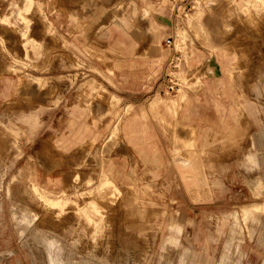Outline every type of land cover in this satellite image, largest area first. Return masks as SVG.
I'll return each instance as SVG.
<instances>
[{
	"label": "rangeland",
	"instance_id": "obj_1",
	"mask_svg": "<svg viewBox=\"0 0 264 264\" xmlns=\"http://www.w3.org/2000/svg\"><path fill=\"white\" fill-rule=\"evenodd\" d=\"M121 1L0 0V264H48L44 240L50 238L58 245L55 255L63 264H155L151 259L155 246L153 229L125 228L126 224L138 223L136 219L143 216L133 210L102 170L103 163L109 159L120 172L118 185L126 187L131 183L129 170L134 164L133 158L128 156L131 146L109 141L116 115L124 120L127 108L140 118L139 123L145 126L143 135L147 142L156 145L162 164L155 178L150 173L143 176L144 165L134 155L138 160L136 178L140 183L152 182L155 191L161 193V197H154L157 205L148 206L149 213L165 209L167 215L174 214L183 226L179 240L193 246L212 262L222 254L218 264H264V250L254 237L264 236V190L254 196L252 187L246 182L259 176L261 171H246L238 166L234 150L209 156L205 162L212 168H205V173L216 177L219 185L209 186L208 194L197 195L187 182L192 171H186L180 164L181 157L173 155L166 127L161 121L165 100H174L183 93L186 103L181 104L174 117L167 114V120L173 118L188 123L189 118L182 119L185 106L189 98H198L204 93L205 81L212 74L207 60L216 55L223 65L224 87L233 110L228 115L218 112L210 122L191 119L189 122L197 127V135L208 131L223 134L234 124L233 118L238 116L241 105L247 98L253 100L252 96L262 99V108L250 133L256 135L264 130V0H257V6H249L250 0H222L219 7V0H144L143 6L156 7L149 16L156 33L155 51L137 57L134 67L114 69L110 73L102 61L85 52L84 39L79 35L80 24L89 23L90 41L101 48L113 45L120 34L114 29L110 34L109 28H112L113 7ZM100 5L106 11L97 20L93 15ZM230 5V32L224 35L221 20ZM165 11L177 15L179 30L173 38H168L164 32L159 34L156 25V16ZM167 39L174 40L170 47L166 46ZM149 44L148 40H142L140 53ZM216 44H227L236 51L240 82L230 77L233 72L231 56L223 49H215ZM166 51L171 55L160 80L154 84L151 65ZM174 57L178 60L170 65ZM36 77L47 80L38 87L34 84L39 79ZM88 79H94L104 88L105 96L114 101L108 117L109 128L91 126L90 133L84 131L88 119L78 112H75L77 123L73 129L59 122L66 118L65 106L73 102L77 87ZM169 79L175 85L172 92L167 91L172 85ZM40 105H43L41 128L33 142L26 144L28 133L25 129L31 119L20 114L31 108L39 109ZM245 120L246 117L240 119V127ZM79 127L83 134L81 140L73 135ZM52 129L63 132L68 144L62 151L48 149L52 156L38 157L40 145ZM139 143L145 146L144 142ZM262 143L260 152L264 151V141ZM21 146L25 147V153L19 159ZM240 149L253 152L251 139L247 138ZM29 157L37 162L41 178L49 177L59 182L60 193L48 192L49 196L32 187L19 171ZM224 166L230 167L225 169ZM251 203L261 205L231 213L226 240L217 230H225L227 226L218 225L216 218ZM21 210L32 219L27 229L14 218V213L19 214ZM158 223L164 226L165 219ZM137 237H144L145 242ZM6 251L12 254H5ZM52 253L50 251V258ZM157 262L173 264L170 258L164 257Z\"/></svg>",
	"mask_w": 264,
	"mask_h": 264
},
{
	"label": "crops",
	"instance_id": "obj_2",
	"mask_svg": "<svg viewBox=\"0 0 264 264\" xmlns=\"http://www.w3.org/2000/svg\"><path fill=\"white\" fill-rule=\"evenodd\" d=\"M143 2L144 0H122L113 7L114 14L110 24V27L112 28H109V33L111 34L114 29L120 34V37L114 40L113 45L101 48L97 43L90 41L88 38L89 23L85 21L80 24L81 31L79 35L84 39L83 48L85 52L91 57L102 61L106 65L107 71L110 73H112L114 69L122 70L124 67H134L136 64L135 59L137 57L147 55L148 51H155V45L157 43L156 33L152 27V23L149 21V16L156 10V7L143 6ZM221 2L222 0H219L217 7L220 6ZM257 2V0L256 2L255 0H250L247 3L249 6H257ZM231 6L232 5L224 11L221 20L224 35L230 32L228 25ZM217 7L213 8V10ZM105 11L106 8L103 5H100L95 11L93 17L98 20ZM176 17L177 15H173L171 11H165L163 14L157 15L156 25L159 34L164 32L163 34L168 38H173V36L177 35L179 22ZM143 21L144 23H142ZM198 28L204 33L199 25ZM145 39L148 40L150 44L147 49H143V53H140L139 48L141 41ZM214 48L223 49L228 52L233 61V72L230 74V77L233 81L240 82L236 68L238 63V55L236 54V51L227 44H216ZM170 55L171 54L166 51L163 55H160L158 59H155L154 63H152L153 65L151 66L154 67V73L152 76L154 84L160 80L163 68L166 66ZM207 63L212 74L205 81L204 93L198 98H189L184 109L182 119L187 117L190 122H192L191 119L195 121L207 120L210 122L211 119H215L218 112L222 111L223 115L232 114V102H228L230 96L224 87L225 79L223 77V65L216 55H211L207 60ZM36 78L39 79H37L34 84L38 87L43 85L44 80H47L42 77ZM244 95L248 97V95ZM252 98L253 100L247 98L246 102L241 105L238 116L233 118L234 124L228 126L223 134H213L211 131H208L200 136L197 135V127L189 121L187 124H183L177 119L172 118L170 121L167 120V114H172L174 117L181 104L186 103L185 94H179L174 100H165L164 110L162 112V117L164 116V119L161 117V121L166 127L168 141L173 155L181 157L180 164L186 169V171H192V175L187 178V182L195 190V194H208L210 193L209 186L216 187L219 185V181L216 177L212 174L208 175L205 173V168H212L210 163L205 162V158H208L209 156L224 155L228 150H234L236 155L234 161L238 166L243 167L246 171H261L259 176L253 180H246L247 184L252 187V194L258 196L261 193V190H264V151L260 152L263 150L262 142L264 141V130H261L256 135L250 133L253 122L258 120L257 116L262 108V99L257 96H252ZM57 105L58 103L55 106ZM113 106V98L108 99L105 96L104 88H102L94 79H88L77 87L73 102H70L65 106L66 118L63 120L60 119L59 122L67 125L70 129H73L77 123L75 112H78L81 116H86L88 119V125L84 128L86 133H90L91 126H105L106 128H109L108 117L112 114ZM40 107L41 108L39 109L31 108V110L26 113L20 114L31 119L30 125L25 129L28 133L25 139L26 144H31L33 142L41 128L42 121L40 120V114L43 111V105H40ZM124 115L126 116L124 120H122L120 115H116L114 124L110 128L109 141L114 140V142L120 146H131L132 151H128V156L134 160V164L131 165L129 170L131 183L126 187L118 185L120 172L109 159L103 163L102 170L108 175L109 178L107 175H105V177L113 187L116 190H119L123 197L132 205L133 210L143 216V218L136 219L138 223L126 224L125 228L132 226L137 227L138 229H144L146 227H151L153 229L152 233L155 240V246L153 247L154 250L151 259L155 260V264H157V261L163 257L164 259L170 258L173 261V264H218L222 254L216 259V261L212 262L211 260L206 259L202 254L198 253L193 246L186 245L179 240V236L183 232V226L174 214L167 215L165 209L153 210L149 213L148 206L157 205L154 197H161V193L155 191V186L152 182L140 183L139 179L136 178L134 174L138 160L134 158V155H137L140 162L144 165L143 176L150 173L153 175V178H155L157 176V171L162 167V164L157 157L156 145L147 142V139L143 135L145 126L139 123L140 118L136 114H133L129 108L124 111ZM144 115L145 113L143 112L142 117H144ZM242 117H246V120L244 125L240 127L239 121ZM81 130L82 128L79 127L73 134L75 138L79 140L83 137ZM30 132L31 135L29 134ZM65 136L66 135L58 129H52L48 137L41 143L37 156L42 157L45 154H51L52 156L51 151H48V149H51L53 152L62 151L68 144ZM247 138H250L252 141L253 152L240 151V148ZM90 141L93 142L94 139L92 138ZM140 141L144 142L145 146H142L139 143ZM21 148L22 155L19 159H21L25 153V147L21 146ZM36 165L37 162L29 157L19 171L27 177L34 189L39 188L47 192L49 196H51V193L48 192L60 193L61 191L57 188L59 182L54 181L49 177L44 179L41 178L37 172ZM229 167L230 166H224L225 169H229ZM257 205H261V203H251L240 207L239 211L222 213L216 219L218 225L221 227L227 226V229L223 230V228H219L217 230L218 233H223L227 240L229 216L231 213H237L243 208ZM14 218L26 229L29 228L32 223V219L25 210H21L19 214L14 213ZM164 219L165 223L163 224L164 226H162L158 221ZM23 233L24 231L21 232L22 235ZM39 236L41 237V234H39ZM120 237L129 238L125 236ZM254 237H257V243L264 250V236ZM254 237L249 240L252 241ZM137 238H142L145 242L144 237ZM44 241L46 243L48 264L50 260V251L53 252L51 258L55 263L63 264V262L58 260L55 255V248L58 247V245L54 242V239L50 238ZM173 245H175V247ZM170 248H172L173 251H170ZM122 249L125 252L128 251V248ZM5 254L9 255L12 254V252L6 251ZM241 254L243 258H246L244 251L241 250ZM29 255V252L26 251V256L32 262L33 260ZM111 258L119 260L123 257ZM16 262L18 263L19 260L17 259Z\"/></svg>",
	"mask_w": 264,
	"mask_h": 264
},
{
	"label": "built area",
	"instance_id": "obj_3",
	"mask_svg": "<svg viewBox=\"0 0 264 264\" xmlns=\"http://www.w3.org/2000/svg\"><path fill=\"white\" fill-rule=\"evenodd\" d=\"M172 43H173V41L171 40V39H167L166 40V46L167 47H170L171 45H172ZM176 60H178V57H174L173 59H171L170 60V65H172V64H174L175 62H176ZM170 83H172V85H169L168 87H167V91H169V92H172L173 90H174V84H173V82H172V80H168Z\"/></svg>",
	"mask_w": 264,
	"mask_h": 264
},
{
	"label": "bare ground",
	"instance_id": "obj_4",
	"mask_svg": "<svg viewBox=\"0 0 264 264\" xmlns=\"http://www.w3.org/2000/svg\"><path fill=\"white\" fill-rule=\"evenodd\" d=\"M51 259V258H50ZM50 264H57V262L55 263V261L53 259L50 260Z\"/></svg>",
	"mask_w": 264,
	"mask_h": 264
}]
</instances>
